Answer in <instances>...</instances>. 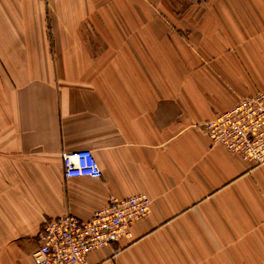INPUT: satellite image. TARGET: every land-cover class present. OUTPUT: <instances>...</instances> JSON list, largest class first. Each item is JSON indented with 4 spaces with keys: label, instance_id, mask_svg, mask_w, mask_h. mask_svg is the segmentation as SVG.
<instances>
[{
    "label": "crops",
    "instance_id": "obj_1",
    "mask_svg": "<svg viewBox=\"0 0 264 264\" xmlns=\"http://www.w3.org/2000/svg\"><path fill=\"white\" fill-rule=\"evenodd\" d=\"M263 89L264 0H0V264L135 195L91 264H264V165L198 128ZM83 149L101 179L64 177Z\"/></svg>",
    "mask_w": 264,
    "mask_h": 264
},
{
    "label": "built area",
    "instance_id": "obj_2",
    "mask_svg": "<svg viewBox=\"0 0 264 264\" xmlns=\"http://www.w3.org/2000/svg\"><path fill=\"white\" fill-rule=\"evenodd\" d=\"M213 145L252 165H264V89L254 96L240 98L229 110L198 125ZM66 179H101L103 171L88 149L62 153ZM151 212L146 195L111 199L90 221L67 214L45 221L33 252L35 264H91L89 255L131 238L130 227Z\"/></svg>",
    "mask_w": 264,
    "mask_h": 264
},
{
    "label": "rangeland",
    "instance_id": "obj_3",
    "mask_svg": "<svg viewBox=\"0 0 264 264\" xmlns=\"http://www.w3.org/2000/svg\"><path fill=\"white\" fill-rule=\"evenodd\" d=\"M204 3V2H203ZM48 5V3H46ZM240 262V260H239ZM257 259L256 257H246L242 259V264H257Z\"/></svg>",
    "mask_w": 264,
    "mask_h": 264
}]
</instances>
